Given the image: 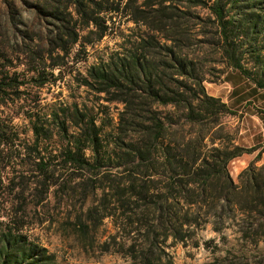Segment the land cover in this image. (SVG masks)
<instances>
[{
  "label": "trees",
  "instance_id": "obj_1",
  "mask_svg": "<svg viewBox=\"0 0 264 264\" xmlns=\"http://www.w3.org/2000/svg\"><path fill=\"white\" fill-rule=\"evenodd\" d=\"M5 3L15 19L16 4ZM31 6L38 31L22 37L35 45L29 69L18 70L20 58L0 47V163L18 153L5 165L32 176L35 198L8 214L0 264L53 262L55 255L25 232V214L29 204L72 190L83 203L95 196L78 217L82 226L110 218L112 238L121 237L120 247L127 244L142 264H164L169 244L199 245L197 230L207 224L223 242L227 230L242 244L264 241V162L256 164L262 151L237 142L223 118L239 111L205 85L230 68L264 89V0H31ZM106 37L116 39V48L80 72L78 83L121 105L112 129L100 121L102 111L78 102L26 110L31 138L14 115H2L26 98L30 84L47 83L53 74L47 68L86 60L88 46ZM255 151L235 181L229 164ZM21 182V192L30 189L27 179Z\"/></svg>",
  "mask_w": 264,
  "mask_h": 264
},
{
  "label": "rangeland",
  "instance_id": "obj_2",
  "mask_svg": "<svg viewBox=\"0 0 264 264\" xmlns=\"http://www.w3.org/2000/svg\"><path fill=\"white\" fill-rule=\"evenodd\" d=\"M6 0H0V47L15 57L17 69L27 71L29 65L26 57H31L29 49L35 48L30 40H23L26 32L38 31L37 20L33 13L31 0L21 2L11 0L19 9L15 19L7 17ZM14 20V21H13ZM131 25V23H130ZM116 48V39L106 37L95 45H89V56L86 60L70 61L62 69L48 74L49 80L43 87L30 84L25 99L15 106L4 108L2 115L15 116V122L28 138L32 134L29 130L25 111L33 107L35 111H46L62 104L78 102L80 105L94 106L99 114L100 121H104L105 129H112L117 121V108L119 104H107L99 100L89 88L79 85L80 72L85 73L86 68L95 62L100 55ZM82 55V53H81ZM33 58V57H31ZM41 59L36 56L34 65ZM34 73V72H27ZM30 75V74H29ZM207 91L221 97L231 107L237 109V115H227L223 118L227 126L236 133L237 142L245 146H258L262 151V158L256 164L264 162V89H258L249 80L237 71L227 69L221 77L210 76L205 82ZM104 105H109L106 109ZM107 111V112H105ZM257 151L235 158L229 164L230 172L239 180V173L255 159ZM19 160L18 153L5 158L0 163V231L5 229L9 221L8 214L19 209V203L26 199L28 202L35 198L31 193L28 178L32 176L25 172L22 178L19 167L5 165V161ZM27 179L28 190L21 192V181ZM78 190L72 192L51 193L47 202L32 208L29 204L24 220L27 222L25 232L29 238L47 247L48 253L55 255L51 264H142L139 259L133 258L125 248H121L112 235L116 233L113 221L105 218L97 227L90 222L85 228L78 217L83 214L95 199L94 195L83 203ZM21 214L22 211L19 210ZM83 216V215H82ZM85 218V217H84ZM227 241L223 242L211 224L199 228L195 238L199 245L191 240L187 245L182 243L166 246V255L162 256L164 264H264V241L258 245L242 244L237 241V235L227 230ZM208 241V242H206ZM171 243V240L168 241Z\"/></svg>",
  "mask_w": 264,
  "mask_h": 264
}]
</instances>
